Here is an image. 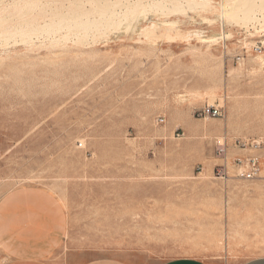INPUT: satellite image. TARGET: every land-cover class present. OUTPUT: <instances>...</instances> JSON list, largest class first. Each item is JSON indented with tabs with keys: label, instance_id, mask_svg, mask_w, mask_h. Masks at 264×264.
Here are the masks:
<instances>
[{
	"label": "rangeland",
	"instance_id": "374dc122",
	"mask_svg": "<svg viewBox=\"0 0 264 264\" xmlns=\"http://www.w3.org/2000/svg\"><path fill=\"white\" fill-rule=\"evenodd\" d=\"M204 1L134 16L137 0H0V201L21 188L59 199L69 233L54 260L264 255V33ZM77 9L98 27L42 28ZM212 105L222 116L201 117ZM252 156L258 177L237 178Z\"/></svg>",
	"mask_w": 264,
	"mask_h": 264
},
{
	"label": "crops",
	"instance_id": "0c3cea01",
	"mask_svg": "<svg viewBox=\"0 0 264 264\" xmlns=\"http://www.w3.org/2000/svg\"><path fill=\"white\" fill-rule=\"evenodd\" d=\"M64 205L45 189L21 188L0 201V255L3 264H137L126 255L86 261L85 251L63 252L68 231ZM62 252V251H60ZM161 264H210L196 257H179ZM241 264H264V255Z\"/></svg>",
	"mask_w": 264,
	"mask_h": 264
},
{
	"label": "bare ground",
	"instance_id": "6f19581e",
	"mask_svg": "<svg viewBox=\"0 0 264 264\" xmlns=\"http://www.w3.org/2000/svg\"><path fill=\"white\" fill-rule=\"evenodd\" d=\"M180 1L181 2H178V5L177 4L174 5V3L177 2L176 0H165L164 3L157 1L156 3L153 2L152 5H148V3L144 4L143 0L142 1L137 0V2H135L131 5H128L127 9L129 10L128 12L134 16L145 15V14H148L150 12H153V13H156L159 11L163 12V10L164 9L166 10L167 7H172L173 9H175L178 12H185L186 11V12H190L191 14H196L199 12L200 9L205 8L209 4V1H204V0H180ZM258 1L259 2H256L255 0H226L225 5H223V6L221 5L222 7L220 8L221 17H223V18L227 17V18H231L232 20L233 19L237 20L246 26L253 24V23H256V24H258L260 31L259 32L257 31L258 30V29H256L257 27H253V30L256 33H264V0H258ZM105 4H107V3H105ZM112 9L113 8H111L110 5L100 4V5H96L95 9H93V10H95V12L98 13L100 16L104 17L108 14H113ZM80 15L88 16V14H83V12L78 10V9L76 11L73 10V12H70L67 15L60 16L59 19H61V20L59 22L53 21L50 23H45L42 28L46 29V32H48V31L52 30V28H54V27L63 28V26H66L67 28H71V27L79 28V27L87 26V25L89 27H92V28L98 27L100 22H95L94 20L91 21L89 18L80 19L78 17ZM132 15H130V16H132ZM257 17H259V18L261 17V18L258 19ZM109 19L111 20V17ZM109 19H106L105 21H106V24L110 25V24H112V21H110ZM101 22H103V21H101ZM22 25H21V27H23ZM38 31L39 30H38L37 25H35V23L33 22V23L26 24L20 30V33L24 36H26V35L29 36V34L37 33ZM1 35H2V33H1ZM32 37L33 36H31V38ZM4 39L5 38H3L2 40H4ZM200 179H202V178L200 177ZM224 237L227 240L228 244H230V245L233 244V240L229 235H225ZM215 242L221 243L219 241V239H217Z\"/></svg>",
	"mask_w": 264,
	"mask_h": 264
},
{
	"label": "built area",
	"instance_id": "2783aa9c",
	"mask_svg": "<svg viewBox=\"0 0 264 264\" xmlns=\"http://www.w3.org/2000/svg\"><path fill=\"white\" fill-rule=\"evenodd\" d=\"M264 36V35H263ZM259 44V43H258ZM263 47L262 44L256 47V50H260ZM223 109L219 105L205 106L201 112L200 116L204 118H219L222 116ZM225 143H221L217 146V154L222 155L225 153ZM252 144H259L257 142H253ZM237 174L236 177L243 179L245 181H253L258 177L259 174V160L257 157H249L244 161H237ZM216 176L220 179L227 180L229 179V175L226 169H217Z\"/></svg>",
	"mask_w": 264,
	"mask_h": 264
}]
</instances>
